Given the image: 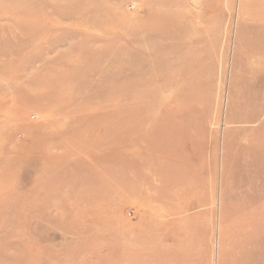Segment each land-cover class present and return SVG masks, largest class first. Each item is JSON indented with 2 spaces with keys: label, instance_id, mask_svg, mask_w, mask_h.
<instances>
[{
  "label": "rangeland",
  "instance_id": "obj_1",
  "mask_svg": "<svg viewBox=\"0 0 264 264\" xmlns=\"http://www.w3.org/2000/svg\"><path fill=\"white\" fill-rule=\"evenodd\" d=\"M129 30L172 79L142 194ZM0 264H264V0H0Z\"/></svg>",
  "mask_w": 264,
  "mask_h": 264
},
{
  "label": "bare ground",
  "instance_id": "obj_2",
  "mask_svg": "<svg viewBox=\"0 0 264 264\" xmlns=\"http://www.w3.org/2000/svg\"><path fill=\"white\" fill-rule=\"evenodd\" d=\"M150 32L152 34H154L155 32L160 34V31L158 30L157 31L152 30ZM134 34H135L134 31L132 30L128 31L127 64H126V73H127L126 75L127 98H126V110H125L126 121L124 123V128H125L124 139L122 140H124V146H125L124 167H125L126 175L128 177V182H130L128 185L126 183V186L128 187V191L130 190L131 193H134L135 188L137 186L138 193L142 194V192H140L141 190L138 185L139 181L136 182L135 179H133V174L142 168L141 165L143 164V162L146 163L147 161V157L145 155H146V151L148 150V145L146 144V142L149 144V146H150V142H152L151 145H155L154 147H157L159 145V138L154 136L151 137V133L159 131L171 119L170 118L171 116H169L168 119V117L165 116L163 111H164V107L166 109L167 104L170 101L169 97L166 96L164 92L171 84L170 82L172 81V79L164 75V68H166V62L162 60L160 55L158 54L159 50L157 45L155 48L152 49V51H155L154 54L155 60L158 61L159 65L162 67L158 65L155 71V75L157 77L155 83L157 93L156 95L154 94L155 98L148 99V97H154V95L147 94V89L148 86L150 85H147V83L144 82V74L146 70L144 71V69L141 67V58H139L137 61L135 57L136 49L134 46L135 41H139V39L140 41H142L144 36L142 37L139 35L136 38H134L133 37ZM178 35L179 34H177L176 38L180 39L179 38L180 35L179 36ZM174 53L176 54V50L174 51ZM190 67L191 66H187L184 69L181 67L179 69L175 67V70L178 76L180 77L181 74L184 75L187 72L186 71L187 68L189 71ZM179 99L182 100V97L180 98L179 96ZM169 108L170 107H167V109ZM178 138L179 137L172 139L176 142V145ZM114 146L118 147V145L115 144ZM142 156L143 158H141ZM114 164L116 163H113L112 166L114 167L117 166L118 168L117 167L114 168L113 172L117 173L119 166ZM113 177L117 179L116 174H113Z\"/></svg>",
  "mask_w": 264,
  "mask_h": 264
}]
</instances>
